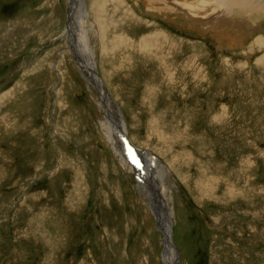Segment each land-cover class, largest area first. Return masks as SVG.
Wrapping results in <instances>:
<instances>
[{
	"label": "rangeland",
	"instance_id": "rangeland-1",
	"mask_svg": "<svg viewBox=\"0 0 264 264\" xmlns=\"http://www.w3.org/2000/svg\"><path fill=\"white\" fill-rule=\"evenodd\" d=\"M139 1L83 0L78 34L173 186L152 156L143 175L116 157L69 0H0V264H163L143 192L167 193L180 264H264V11L233 10L224 44L211 17Z\"/></svg>",
	"mask_w": 264,
	"mask_h": 264
},
{
	"label": "bare ground",
	"instance_id": "bare-ground-1",
	"mask_svg": "<svg viewBox=\"0 0 264 264\" xmlns=\"http://www.w3.org/2000/svg\"><path fill=\"white\" fill-rule=\"evenodd\" d=\"M140 1H143L145 3L148 2L149 6L151 8H154L153 4H155V3L163 2L161 4L167 3V4H170L171 6H177L176 4L178 2H180V5H182L183 10H185L184 13L199 14V15L201 14L203 16L207 15V16L211 17V21L209 22L211 25L209 26L208 33L209 34L211 33L210 35L212 37H214L219 43H224V44H232L230 42L233 41L232 40L233 37L229 36L227 31L225 30V28L226 27L229 28V26L224 25V22H230V20L234 19V15H236V14L234 13L233 10H236L241 15H242V13L250 14L251 12L259 13V11H262V12L264 11V0H140ZM96 2H98V1H96ZM102 5H104V4H102ZM69 7H70L69 15H70V25H71V31L69 33V37H70L69 42L73 46H75L76 63H77V66H79L78 68H80L79 69L80 73L85 78L88 85L90 87H93L97 91V93L100 97V102L98 104V106L101 108L100 111H104L105 109H108V112L110 111V113H112V116H115L118 119L117 115L119 116V114H118L119 110L114 108V106L112 105L111 99L109 98V96L106 93L103 85L101 84V80H99L98 77H96L95 65L93 63V55L89 51L88 41H86V38L84 37L85 34L84 35L78 34L79 21L81 20L82 16L84 17L87 14L84 12L85 8L83 5V0H69ZM180 8H177V9L180 10ZM200 8L201 9L213 8V9L211 11H209L208 13H203V12L199 11ZM167 16H169V15H167ZM246 16L247 15L244 14V17H246ZM235 18L239 19V17H237V16ZM240 19L242 20L244 18H240ZM234 21H236V23L234 24L236 27L242 28V24L239 21L238 22H237V20H234ZM199 22H201V21H199ZM213 24H215V25H213ZM249 26L251 27V25H249ZM256 26H258V25H256ZM222 30H224V33H221ZM252 30H254V29H252ZM204 32H207V31H204ZM103 35H105V34H103ZM226 39H228V40H226ZM260 44H261V42H260ZM85 53H87L89 55L88 56L84 55ZM64 54H65V51H63L61 53V56H63ZM102 128H103L107 138L109 139L110 143L112 144V148L114 150L116 157L120 158V160H122L125 164H129L128 159L130 156H128V149L126 147V144L120 140V136H119V138H117L118 135L115 136L114 129L110 126L107 119H106V121L105 120L102 121ZM130 143H131V141H130ZM151 156L152 155L149 153H147L145 155L146 158H151ZM152 157H153L152 161L154 162L155 166L156 167L158 166L160 168V170H163L162 172H164L165 177L169 180V182H171L172 186L175 185V182H174L175 179L173 178L172 175H170V173L164 167V165H162L161 162L155 156H152ZM150 164H151V162H150ZM166 194L167 193H165L163 196L160 193V200L161 201L159 203L165 204L166 196H167ZM143 195H144V198H145L146 203L148 204L150 210H152V212L154 214V217L156 219L158 227L160 228V230L163 234V246H164L163 253H162L163 264H178L179 259H178V256L176 254V250L172 248L173 242H172V218H171L172 212H171V210L167 211L164 208H162V206L159 207V205H161V204L157 203L156 200L154 201L153 199H151L150 195H147V193L143 192ZM157 195H159V194H157Z\"/></svg>",
	"mask_w": 264,
	"mask_h": 264
},
{
	"label": "water",
	"instance_id": "water-1",
	"mask_svg": "<svg viewBox=\"0 0 264 264\" xmlns=\"http://www.w3.org/2000/svg\"><path fill=\"white\" fill-rule=\"evenodd\" d=\"M71 31V25H70V15L68 13V7H67V22H66V28H65V32L64 35L66 36V41L68 43V47L70 49V52L72 54V57L74 58V60L76 61V56H75V46H73L70 42H69V33ZM95 74L96 77H98L99 80H101V78L98 76V72L95 69ZM101 84L103 85L106 93L108 94L109 98L111 99L112 105L114 106V108L118 109V106L116 105V103L114 102V100L110 97L109 91L107 90V88L105 87V85L103 84L102 80H101ZM100 107L98 106V104L96 105V111L98 114H100ZM119 116L117 115L118 119L115 116H112V113H110V111L108 112V109H105L103 111V115H102V119L106 121V119L108 120V123L110 124V126L114 129V134L115 136L118 135L117 138H119L120 136V140L126 144V147L128 149V156L129 157V165L132 166L134 172H142L143 174L147 173V169L146 166L148 164L147 159L145 157V155L147 154L146 151H142V150H138V148H136L135 146H133L129 139H128V135H127V131H126V124L124 122V120L122 119V114L120 112V110L118 111ZM116 115V114H115ZM118 121V122H117ZM122 127V128H121ZM151 165H148L147 167H150ZM152 169H154V167H151ZM136 169V170H135ZM151 170V169H150Z\"/></svg>",
	"mask_w": 264,
	"mask_h": 264
}]
</instances>
